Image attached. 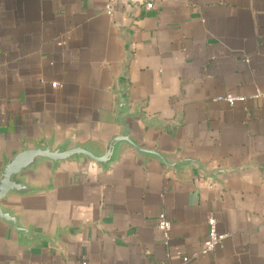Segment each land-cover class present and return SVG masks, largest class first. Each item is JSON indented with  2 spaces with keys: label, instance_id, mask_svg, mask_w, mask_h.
<instances>
[{
  "label": "crops",
  "instance_id": "obj_1",
  "mask_svg": "<svg viewBox=\"0 0 264 264\" xmlns=\"http://www.w3.org/2000/svg\"><path fill=\"white\" fill-rule=\"evenodd\" d=\"M109 1L0 0V168L104 151L125 110L174 166L126 144L107 168L40 164L3 202L29 234L0 221V264H264V0ZM209 215L227 238L204 255Z\"/></svg>",
  "mask_w": 264,
  "mask_h": 264
},
{
  "label": "water",
  "instance_id": "obj_2",
  "mask_svg": "<svg viewBox=\"0 0 264 264\" xmlns=\"http://www.w3.org/2000/svg\"><path fill=\"white\" fill-rule=\"evenodd\" d=\"M130 115V111L127 112L126 110L121 115L120 121L123 132L120 136L113 138L104 151L81 146L73 149H66L65 147L53 149L50 143H45L33 149L23 147L13 157L6 159L0 168V221L9 224L13 229L25 236L29 234L28 230L20 225L17 217L5 208L3 202L11 195L27 196L32 193L31 188L25 183V175L37 169L40 164L49 162L53 166H58L61 162L80 161V159L84 158L88 162H95L107 168L118 159L122 145L126 144L144 156L156 157L164 165L173 167L174 165H170L162 154L140 148L131 139V130L127 124V119Z\"/></svg>",
  "mask_w": 264,
  "mask_h": 264
},
{
  "label": "built area",
  "instance_id": "obj_3",
  "mask_svg": "<svg viewBox=\"0 0 264 264\" xmlns=\"http://www.w3.org/2000/svg\"><path fill=\"white\" fill-rule=\"evenodd\" d=\"M116 1L118 0H110L106 4L105 9H106L107 14L112 13L113 5ZM134 1H138L142 3L145 11L147 12L151 11L154 8L153 0H134ZM52 86L57 87L58 83H53ZM216 100L218 102H226L229 105H233L237 101L244 100V98L241 96L226 94V95L217 97ZM207 227H208L207 237L201 249V253L204 255L212 254L216 250V248L219 247L224 242V240L227 238L226 234L220 233L218 231L217 220L213 215L208 216ZM158 228L165 234L166 238L168 239L169 233L171 230V222L164 213H161L159 215ZM187 261H188V258L185 257L184 262H187ZM80 264H88V263L83 262Z\"/></svg>",
  "mask_w": 264,
  "mask_h": 264
}]
</instances>
